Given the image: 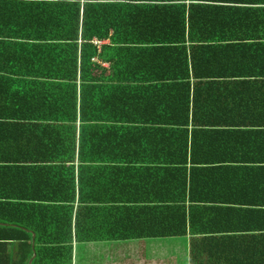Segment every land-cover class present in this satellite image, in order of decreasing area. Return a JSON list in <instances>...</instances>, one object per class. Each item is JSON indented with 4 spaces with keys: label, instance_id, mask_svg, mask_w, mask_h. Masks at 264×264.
Masks as SVG:
<instances>
[{
    "label": "trees",
    "instance_id": "obj_1",
    "mask_svg": "<svg viewBox=\"0 0 264 264\" xmlns=\"http://www.w3.org/2000/svg\"><path fill=\"white\" fill-rule=\"evenodd\" d=\"M9 1L0 264L179 235L264 264V0Z\"/></svg>",
    "mask_w": 264,
    "mask_h": 264
},
{
    "label": "rangeland",
    "instance_id": "obj_2",
    "mask_svg": "<svg viewBox=\"0 0 264 264\" xmlns=\"http://www.w3.org/2000/svg\"><path fill=\"white\" fill-rule=\"evenodd\" d=\"M187 235L77 243L73 264H188Z\"/></svg>",
    "mask_w": 264,
    "mask_h": 264
},
{
    "label": "crops",
    "instance_id": "obj_3",
    "mask_svg": "<svg viewBox=\"0 0 264 264\" xmlns=\"http://www.w3.org/2000/svg\"><path fill=\"white\" fill-rule=\"evenodd\" d=\"M12 1H15V0H12ZM18 1H20V0H18ZM5 2H6V5H7V2H10V1L9 0H0V11L3 9V5H4ZM16 33H18L17 29H12V28H9V27H0V42H4V43L15 42L16 38L9 37V35H11V34L13 35V34H16ZM3 45L4 44L0 43L1 47ZM33 238H34V233H31V246H33ZM111 240H120V239H101V240H95V241H81V242H77V241L73 240L72 241V248L74 249V247L76 246L77 243H88L89 244V243H93V242H96V241H111ZM33 256H34V254H32L30 258L32 259ZM72 261H73V253H72ZM27 263H28V261H27ZM72 264H73V262H72Z\"/></svg>",
    "mask_w": 264,
    "mask_h": 264
},
{
    "label": "water",
    "instance_id": "obj_4",
    "mask_svg": "<svg viewBox=\"0 0 264 264\" xmlns=\"http://www.w3.org/2000/svg\"><path fill=\"white\" fill-rule=\"evenodd\" d=\"M30 261H31V258L28 260V264L30 263Z\"/></svg>",
    "mask_w": 264,
    "mask_h": 264
}]
</instances>
